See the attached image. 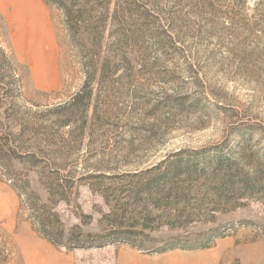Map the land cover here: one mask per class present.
Instances as JSON below:
<instances>
[{
    "label": "rangeland",
    "instance_id": "374dc122",
    "mask_svg": "<svg viewBox=\"0 0 264 264\" xmlns=\"http://www.w3.org/2000/svg\"><path fill=\"white\" fill-rule=\"evenodd\" d=\"M20 1L17 15L27 4L46 24L37 47L35 33L20 29L14 7L0 0V97L18 84V105L55 111L82 84V56L58 3ZM113 8L101 54L117 64L114 82L95 86L84 130L56 126L57 159L15 163L58 214L65 236L76 224L83 233L105 232L103 196L114 202L135 182L125 174L177 153L201 165L231 158L242 175L264 177V0H123L115 16ZM211 190L199 193V216L186 227L148 221L155 229H145L140 248L124 241L67 248L42 236L20 187L0 171V264H264V190L228 203Z\"/></svg>",
    "mask_w": 264,
    "mask_h": 264
},
{
    "label": "trees",
    "instance_id": "16d2710c",
    "mask_svg": "<svg viewBox=\"0 0 264 264\" xmlns=\"http://www.w3.org/2000/svg\"><path fill=\"white\" fill-rule=\"evenodd\" d=\"M52 1L60 5L70 42L82 56L80 71L83 80L80 88L55 111L32 112L18 105L20 86L16 84L17 79L13 80V84H16L13 88L6 86L2 89L3 96L0 97V171L16 185V189L20 187L21 194L28 202L26 206L35 214L38 231L44 238L67 248L100 247L116 241L128 242L140 248L149 239L145 229H155L148 221L163 217L166 219L164 224L169 228H183L199 216L200 206L196 198L200 192L207 189L210 192L212 189L218 202L228 203L231 196L236 194L264 190V177L242 175L231 158L214 161L202 159L204 164L201 165L197 158H184L177 153L174 158L146 170L125 174L124 177L135 182L115 194L114 202L103 196L109 206L108 213L102 215V219H109V229L105 232L83 233L76 224L65 236V225L58 214L31 190L27 170L18 171L15 163L40 167L57 159L50 139L51 130L56 126L71 127L74 123L80 132L84 130L95 86L114 82L111 75L117 69V64L108 59V55H102L101 48L111 4H114L115 16L123 0H85L89 4L95 3L90 8L84 4V0ZM96 4L98 8H94ZM0 54L5 57L1 49ZM10 97L11 100L7 101ZM93 107L96 112L97 105ZM200 180L203 183L200 184ZM56 199L61 200L62 197ZM154 209L157 214L152 213ZM87 218L90 216L82 215L81 223H87Z\"/></svg>",
    "mask_w": 264,
    "mask_h": 264
},
{
    "label": "bare ground",
    "instance_id": "6f19581e",
    "mask_svg": "<svg viewBox=\"0 0 264 264\" xmlns=\"http://www.w3.org/2000/svg\"><path fill=\"white\" fill-rule=\"evenodd\" d=\"M20 2H21L20 0H10V3H9L10 6H12V8L14 7V13H13L14 18L16 19L17 22L20 20L21 22L20 29H23V30L26 29L28 32L31 31L32 35H34L35 33L36 37H33V38L36 39L35 40V42L37 43L36 46L39 47L40 46L39 41H41L40 35L42 34V30L40 27L41 25L46 24V20L41 21L38 15H36V12L27 4L24 6L26 11L23 9L24 12L23 13L20 12V19H19V15H17L16 11H17V8L20 6ZM5 206H6L5 199L0 197V207H2V211H3V208H5Z\"/></svg>",
    "mask_w": 264,
    "mask_h": 264
},
{
    "label": "crops",
    "instance_id": "0c3cea01",
    "mask_svg": "<svg viewBox=\"0 0 264 264\" xmlns=\"http://www.w3.org/2000/svg\"><path fill=\"white\" fill-rule=\"evenodd\" d=\"M8 4L10 3V0H8V2H7ZM19 19H20V15H19ZM18 23H20V20L18 21Z\"/></svg>",
    "mask_w": 264,
    "mask_h": 264
}]
</instances>
